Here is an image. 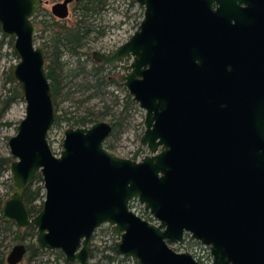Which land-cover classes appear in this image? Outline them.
Wrapping results in <instances>:
<instances>
[{
	"label": "water",
	"instance_id": "water-1",
	"mask_svg": "<svg viewBox=\"0 0 264 264\" xmlns=\"http://www.w3.org/2000/svg\"><path fill=\"white\" fill-rule=\"evenodd\" d=\"M74 0L52 6L64 19ZM137 30L96 62L120 65V81L146 111L140 160L113 155L114 126L97 121L66 129L59 155L47 52L36 41L44 0H0L2 33L14 38L11 72L26 114L9 141L14 192L2 222L37 228L35 244L70 264H91L96 231L108 224L117 252L137 264H204L170 244L191 240L211 264H264V0H135ZM264 44V43H262ZM124 61H128L125 63ZM45 199L31 215L25 193L37 175ZM143 207L157 223L131 205ZM16 244L9 264L21 263Z\"/></svg>",
	"mask_w": 264,
	"mask_h": 264
},
{
	"label": "rangeland",
	"instance_id": "rangeland-1",
	"mask_svg": "<svg viewBox=\"0 0 264 264\" xmlns=\"http://www.w3.org/2000/svg\"><path fill=\"white\" fill-rule=\"evenodd\" d=\"M62 0H44V5L38 12L39 19L46 18V14L52 13V6ZM134 1V3L132 2ZM75 0L69 5V15L64 19L54 16L57 20H63L69 24L73 23L79 17V10L75 8ZM144 17V8L141 7L135 0H110L108 8L101 15L95 17L97 30L93 32L81 51L83 53L82 60L87 66L86 71H82L76 78L68 77L65 79V90L58 98L57 113L63 115L66 111L76 110L82 114L86 109L99 112L104 109V105H108L111 109V115L103 120L112 124L113 117H122V124L115 127L107 142H111L114 147L110 150L113 155L133 158L140 160L145 155L149 154V148L142 146L141 138L145 132L146 111L135 102L126 109L128 89L124 84L118 85L114 83H105L101 87L96 86V78L94 77L93 67L96 61L90 59L89 55L93 56V51L100 50L106 53L113 52L120 44L124 43L137 30L140 22ZM103 29L104 34H100ZM2 30L0 31V41L2 39ZM0 44V157H7L9 161L14 159L11 155L9 146L10 138L16 135L18 126L26 114V102L23 99H17L11 102L10 106L5 108L4 102L13 94L12 89L14 83L7 80L8 73L11 71L14 64L19 61L17 55L13 53L14 47L8 42ZM38 44L41 41L36 39ZM66 72L70 74L69 68L77 65V58L69 54H65ZM127 63L128 61H124ZM102 74H110L119 77L122 73L120 65L108 66ZM66 73V74H67ZM17 84V83H16ZM91 86L87 89L86 86ZM92 94L93 97L87 99ZM131 96V95H130ZM132 99V97H131ZM133 101V100H132ZM72 126L68 125L67 121H63L60 125H54L49 133V141L52 150L59 155L62 150V144L66 129ZM136 156V158H134ZM9 164H0V204L3 206L5 200L11 196L15 188L13 186V177ZM35 185H42L40 179L35 181ZM45 199V198H44ZM43 199V200H44ZM39 200L37 203H41ZM2 209H0V216ZM110 225L104 224L95 233L94 245L103 247L106 244L110 245L118 240V236L110 231ZM16 231L18 228L13 226ZM24 229V228H21ZM113 229V228H112ZM15 231L4 229L0 225V244L2 249H5L7 255L13 247L21 241L15 239ZM113 231V230H112ZM30 238L23 241L28 244ZM177 251H189L193 256L204 264H211L212 258L207 247L194 246L188 241L184 245H170ZM179 247V248H178ZM60 253L58 250H47L39 258H35L31 264H66L63 258H58ZM65 257V255H64ZM97 258H91V264H99ZM27 256L19 264H27ZM68 263V262H67ZM133 264V262L131 261ZM70 264V263H68ZM105 264H108L106 261Z\"/></svg>",
	"mask_w": 264,
	"mask_h": 264
},
{
	"label": "trees",
	"instance_id": "trees-1",
	"mask_svg": "<svg viewBox=\"0 0 264 264\" xmlns=\"http://www.w3.org/2000/svg\"><path fill=\"white\" fill-rule=\"evenodd\" d=\"M134 3V1H132ZM110 0H75V8L79 10V17L69 24L63 20H57L51 13L46 14V18L39 19L37 21L39 29L36 35V39L41 41V44L45 47L47 52V71L49 79L51 81V87L53 92L54 106L57 113L58 109V98L63 94L66 84L65 79L68 77L76 78L80 75L82 71L87 70L86 64L82 60V47L85 45L86 41L90 35L97 30V25L94 23L95 17L101 15L108 8ZM38 17V16H37ZM100 34H104V30L99 29ZM1 31V26H0ZM2 34V33H1ZM8 37L2 34V39L0 44L6 42ZM8 42L12 45L14 43V38L8 39ZM13 53L15 51L13 50ZM65 54H69L72 57L77 58V65L75 67L69 68L70 74L66 72V62L64 60ZM90 59H93V56L89 55ZM107 68L105 64L96 62V65L93 67L92 71L94 72V77L96 78V86L101 87L105 83H114L122 85L119 77L113 76L110 74H102L103 71ZM67 73V74H66ZM7 80L11 83H14L12 92L13 94L9 96L4 102V107L7 108L10 106L11 102L17 99H23V95L16 84V81L13 79L12 72L8 73ZM87 89L91 86H86ZM93 97L90 94L87 99ZM134 102L131 99V96L128 95L127 103L125 108L127 109L129 105H132ZM111 115V109L108 105H104V109L99 112H95L91 109H86L82 114H79L76 110L66 111L63 115L57 113V119L55 125L62 124L63 121H67L69 126L72 127H84L90 126L97 121L103 120L105 117ZM114 129L119 127L122 124V117H113L111 120ZM106 148L110 151L114 145L111 142H106ZM136 158V156L134 157ZM9 164V158L0 157V164ZM40 179L42 185H35V181ZM45 198V188L44 180L40 174L37 175L31 186L27 189L25 193V201L27 203L29 212L31 215H36L40 212L43 207V202ZM39 200H42L41 203H37ZM0 209H3V206ZM0 225L10 231H15L13 226H16L18 229L15 231V239L21 242L30 238V242L27 244V264L35 258H39L47 250H42L35 244V238L37 235V228L34 225H30L24 229H21L15 222H2L0 220ZM112 227L110 231L113 234ZM20 242V243H21ZM60 255L58 258H63L66 264V258L64 254L58 250ZM100 256L98 261L99 264H105L106 261L108 264H137L136 261L130 257H125L120 255L114 243L110 245H105L99 247L98 245H93L91 249V258H97ZM7 252L5 249H2V244H0V264H9L7 260Z\"/></svg>",
	"mask_w": 264,
	"mask_h": 264
},
{
	"label": "flooded vegetation",
	"instance_id": "flooded-vegetation-1",
	"mask_svg": "<svg viewBox=\"0 0 264 264\" xmlns=\"http://www.w3.org/2000/svg\"><path fill=\"white\" fill-rule=\"evenodd\" d=\"M264 43L263 40L257 39L256 41V45H254V47L258 50V53H260L261 55H264ZM132 209L135 210L138 214H140L143 218L148 219L149 221L153 222V223H157L156 219H154L148 212L144 211L143 207L138 203V201H133L132 205H131ZM158 224V223H157ZM114 236L116 237L115 232L113 231ZM189 242L192 243V245L194 246H201L203 247V245H201L199 242H196L194 240H191L189 237L188 233L184 234V239L181 242H177V243H173L170 245H184L185 242ZM94 245V243H93ZM179 248V247H178ZM177 251V249H174Z\"/></svg>",
	"mask_w": 264,
	"mask_h": 264
}]
</instances>
